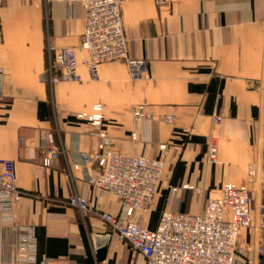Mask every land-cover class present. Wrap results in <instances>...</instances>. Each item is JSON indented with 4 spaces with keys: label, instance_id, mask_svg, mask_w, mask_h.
Segmentation results:
<instances>
[{
    "label": "crops",
    "instance_id": "0c3cea01",
    "mask_svg": "<svg viewBox=\"0 0 264 264\" xmlns=\"http://www.w3.org/2000/svg\"><path fill=\"white\" fill-rule=\"evenodd\" d=\"M84 17L80 2L0 0V161L15 163L22 197L13 212L18 225L35 228L38 262L146 264L70 199L156 230L165 211L197 215L226 184L247 185L255 165L253 226L241 232L235 264H264V0H125L128 55L147 61L145 77L133 80L126 64L111 62L95 77L80 67L81 81L49 84L55 51L80 46ZM98 104L101 128L78 117ZM103 132L115 151L164 160L147 213L128 216L90 183L94 164L82 156L98 152ZM50 150L57 158L46 166ZM94 236L110 237L100 258ZM16 237L0 217V264H15Z\"/></svg>",
    "mask_w": 264,
    "mask_h": 264
},
{
    "label": "built area",
    "instance_id": "2783aa9c",
    "mask_svg": "<svg viewBox=\"0 0 264 264\" xmlns=\"http://www.w3.org/2000/svg\"><path fill=\"white\" fill-rule=\"evenodd\" d=\"M70 4H83L85 17L83 34L79 47L61 48L55 51L50 62V80L81 81L78 70L85 67L95 77L99 67L105 63L122 62L127 65L130 77L140 80L148 72L145 60L131 59L128 55V39L124 31L125 0H47ZM93 112L79 115L91 126L101 128L105 117L102 105L93 107ZM146 117L144 107L134 111L135 120ZM168 122L173 116L166 117ZM219 123L220 118L214 119ZM103 141L96 153L83 154L86 163H93L90 177L92 186L116 196L128 216L139 211L147 213L153 199L163 183L164 160L147 156H130L115 151L108 143L109 135L100 133ZM137 135L133 134L136 139ZM166 147H162L165 149ZM219 146L214 139L208 143L207 162L217 160ZM57 153L49 151L44 164L50 166ZM258 169L249 168V180L245 186L226 184L221 196L205 204L197 215L185 213H162L156 230H148L137 224H126L111 214H103L96 207L74 196L73 207L82 212L101 216L121 242L128 244L134 252L144 256L146 264H235L241 250L242 230L253 226L251 191L257 182ZM174 191L177 189H173ZM16 166L11 160L0 161V217L3 224L12 225L17 235L12 247L15 264H46L38 262L37 240L33 226L17 224L13 205L20 201Z\"/></svg>",
    "mask_w": 264,
    "mask_h": 264
},
{
    "label": "water",
    "instance_id": "95a60500",
    "mask_svg": "<svg viewBox=\"0 0 264 264\" xmlns=\"http://www.w3.org/2000/svg\"><path fill=\"white\" fill-rule=\"evenodd\" d=\"M110 241L109 236H94L95 248L98 250L99 258L103 256L105 248Z\"/></svg>",
    "mask_w": 264,
    "mask_h": 264
},
{
    "label": "rangeland",
    "instance_id": "374dc122",
    "mask_svg": "<svg viewBox=\"0 0 264 264\" xmlns=\"http://www.w3.org/2000/svg\"><path fill=\"white\" fill-rule=\"evenodd\" d=\"M61 81H62V80H61ZM49 84H51V85L53 84V85H54V82L51 81V83H49Z\"/></svg>",
    "mask_w": 264,
    "mask_h": 264
}]
</instances>
